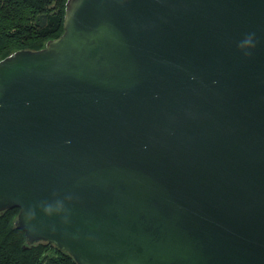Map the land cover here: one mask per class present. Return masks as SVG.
I'll use <instances>...</instances> for the list:
<instances>
[{"label":"water","instance_id":"water-1","mask_svg":"<svg viewBox=\"0 0 264 264\" xmlns=\"http://www.w3.org/2000/svg\"><path fill=\"white\" fill-rule=\"evenodd\" d=\"M13 209L75 264H264V0H67L0 61Z\"/></svg>","mask_w":264,"mask_h":264},{"label":"trees","instance_id":"trees-1","mask_svg":"<svg viewBox=\"0 0 264 264\" xmlns=\"http://www.w3.org/2000/svg\"><path fill=\"white\" fill-rule=\"evenodd\" d=\"M67 0H0V61L18 50L36 51L61 36ZM17 209L0 215V264H75L45 243L24 248L14 227Z\"/></svg>","mask_w":264,"mask_h":264},{"label":"clouds","instance_id":"clouds-1","mask_svg":"<svg viewBox=\"0 0 264 264\" xmlns=\"http://www.w3.org/2000/svg\"><path fill=\"white\" fill-rule=\"evenodd\" d=\"M248 42H251V36L248 38ZM55 211H59L60 210V205H57L56 208L54 209L52 205H48L44 208V213L46 215H51L53 212ZM29 216H35V211L34 209L29 210L28 212Z\"/></svg>","mask_w":264,"mask_h":264}]
</instances>
